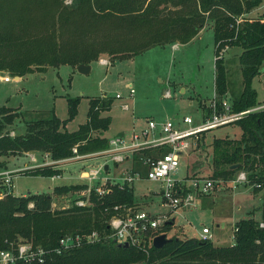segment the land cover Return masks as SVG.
<instances>
[{
	"label": "trees",
	"instance_id": "obj_1",
	"mask_svg": "<svg viewBox=\"0 0 264 264\" xmlns=\"http://www.w3.org/2000/svg\"><path fill=\"white\" fill-rule=\"evenodd\" d=\"M264 0H0V71L23 77L48 66L92 64L102 56L123 59L149 48L166 44H186L211 21L215 36V93L218 107L229 91L228 69L221 52L240 46L243 89L232 99L233 112L258 104L253 79L264 62V9L260 16L249 14ZM241 18V22L237 19ZM81 97L68 98L69 116L62 120L55 113L50 118L32 120L26 132L11 135L7 127L17 118L9 106H0V154L46 151L56 161L27 169L37 176L61 174L59 162L79 153L101 151L108 147L104 135L112 117L113 99H90L87 121L76 130L67 123L78 114ZM205 106V105H204ZM241 129L240 138H215L212 142L214 171L212 178L233 179L246 171L252 183H264V109L234 121ZM206 132L198 142H204ZM168 148L163 147L162 151ZM149 153L145 150L144 154ZM141 153L134 156L140 164ZM234 165H237L234 167ZM87 183L55 186L53 193L74 195ZM0 181V249H8L16 240L33 241L45 248L56 247L66 234L98 230L109 234L107 220L113 206L137 201L134 186L115 185L100 196L91 192V206L53 208V193L7 192ZM257 191V188H253ZM173 220V219H171ZM166 224L164 231L173 224ZM234 244L215 245L198 237L172 236L161 248L152 245L150 254L114 239L83 243L61 254L51 252L43 263L21 264H264V228L255 218L236 223Z\"/></svg>",
	"mask_w": 264,
	"mask_h": 264
},
{
	"label": "rangeland",
	"instance_id": "obj_2",
	"mask_svg": "<svg viewBox=\"0 0 264 264\" xmlns=\"http://www.w3.org/2000/svg\"><path fill=\"white\" fill-rule=\"evenodd\" d=\"M263 9L262 4L249 15L258 17ZM176 44L153 46L130 58L112 59L104 55L92 62L89 73H82L70 64L48 66L44 71L28 73L20 78L0 71L1 76L11 78L9 81L0 79V106H9L12 113L18 114L6 131L11 135L23 134L30 121L50 118L54 113L64 120L69 116L68 98L81 97L77 116L67 123L69 130H76L87 121L90 99L100 95L113 99L111 110L105 112V115L112 117L109 129L104 132L109 139L128 134L134 128H143L148 119L158 122L170 119L180 128L188 126L183 122L185 116H191L195 124L199 123L216 95V44L211 21L190 42ZM241 51L240 46L226 47L222 51L230 82L225 97L231 103L243 89L239 61ZM101 59L108 60L109 64L102 63ZM252 84L258 92L257 106L264 105V62ZM166 90L171 91V97L165 96ZM241 134V127L234 122L207 131L200 147L196 143L180 155L179 169L171 174L172 178H210L214 171L213 140L218 137L240 138ZM96 151L78 152L79 157L76 159L62 160L59 163L61 176L55 180L26 172L33 168L29 166L31 164L40 166L46 162L47 152L41 150L0 154V170L15 171L10 187L14 184L12 192L17 195L28 192L53 193L58 185L87 183L82 178L85 171L99 168L93 157ZM33 158L36 159L33 161ZM127 164L117 166L110 163V170H100V176L119 177L125 174ZM0 181L5 185L2 177ZM162 188L161 182L147 179L134 182L136 199L142 208L153 213L169 212L168 207L161 205ZM4 190H8V186ZM255 192L252 186L233 189L228 183L223 190L205 195L195 193L197 207L189 205L172 213L175 224L169 230L168 237L178 235L199 238L203 227L207 226L214 234L212 240L215 245L234 244L235 226L239 220L251 217L258 221L264 220V198L261 193ZM77 196V192L74 195L72 192L53 193V208L69 207Z\"/></svg>",
	"mask_w": 264,
	"mask_h": 264
},
{
	"label": "built area",
	"instance_id": "obj_3",
	"mask_svg": "<svg viewBox=\"0 0 264 264\" xmlns=\"http://www.w3.org/2000/svg\"><path fill=\"white\" fill-rule=\"evenodd\" d=\"M237 22H241V18H238ZM101 61L109 64L106 59H101ZM0 79L11 80L10 76L1 75ZM131 92L133 93L134 89ZM165 96L171 97V91L166 90ZM222 107V109H219L215 95L208 105L207 113L203 115L197 124L191 116H185L183 119L184 124L188 125L186 128L176 127L170 119L164 122L148 119L143 128L139 130L134 128L128 134L110 138L108 147L93 155L94 160L100 161V164L96 163L99 168L85 171L82 178L87 180V187L77 191L78 196L75 200L76 205L91 206L90 195L92 191L104 196L110 193L115 185L121 188L125 184L134 186L135 181L147 179L162 183L161 205L169 208L168 213L147 211L141 207L138 200L133 204H116L112 208L114 213L107 220L111 229L109 234H101L98 230L76 235L66 234L60 238L58 245L51 249L35 245L33 241L18 239L11 243L10 248L0 249V264L43 263L51 252L61 254L85 242L92 243L102 239H114L122 244L127 242L129 246L133 245L149 255L150 249L154 245V238L157 235L166 233L164 226L173 219L171 217L172 213L189 205L197 207L195 193L198 195L209 194L215 190H223L228 183H231L233 189L247 185L257 188V192L261 193L264 198V183H252L246 171H240L235 178L229 180L199 176H186L180 180H175L171 176L173 172L179 169L180 155L187 152L194 144H198L203 132L232 123L244 115L264 108V105H256L240 112H233L231 110L232 103L225 97L222 100ZM163 147L168 148V150L162 151ZM73 150L74 155L63 161L79 157L77 147H74ZM145 150H149V153L144 154ZM137 153L142 155L139 165H136L134 160ZM55 162L46 160L42 165H50ZM110 163L117 166L121 163H129V165L127 164L125 174L119 177L100 176V170H110ZM107 164L109 165L108 170L105 169ZM14 172L12 170L0 172V177L4 179L6 186H8V190H5L7 192H12L14 187V184L13 187H10ZM60 176L61 174H55L50 177L55 180ZM4 195H6V192H1L0 198ZM259 225L264 228V220L259 221ZM199 238L212 240L211 229L207 226L203 227Z\"/></svg>",
	"mask_w": 264,
	"mask_h": 264
},
{
	"label": "water",
	"instance_id": "obj_4",
	"mask_svg": "<svg viewBox=\"0 0 264 264\" xmlns=\"http://www.w3.org/2000/svg\"><path fill=\"white\" fill-rule=\"evenodd\" d=\"M78 70L82 73H89L92 69V64H80L77 66ZM17 78H19V76H16ZM97 164H100V161L97 162ZM237 166V165H234V167ZM109 168V165H105V169L108 170ZM175 220V218H173V220L167 222L168 224H172L173 221ZM172 240V237H168V234L167 233H162L160 235H157L155 238H154V241H153V244L156 248H161L163 247L166 243L170 242ZM120 245H124L126 247L129 246V243H120Z\"/></svg>",
	"mask_w": 264,
	"mask_h": 264
},
{
	"label": "crops",
	"instance_id": "obj_5",
	"mask_svg": "<svg viewBox=\"0 0 264 264\" xmlns=\"http://www.w3.org/2000/svg\"><path fill=\"white\" fill-rule=\"evenodd\" d=\"M200 33V32H199ZM198 33V34H199ZM178 44H181V43H178ZM178 44H176V45H178ZM20 78V77H19ZM185 89L183 88L182 89V91H184ZM206 104V103H205ZM29 152H31V151H29ZM29 152H25V153H29ZM46 157H47V159H45V160H49L48 158H49V155H48V153H46ZM36 159V158H35ZM34 158H33V161L35 160ZM98 161H96V163H97ZM37 164L36 163H33V164H31V165H29L30 167H35ZM39 165H42V164H39ZM60 165V164H59ZM59 167V166H58ZM3 170H7V169H3ZM2 170V171H3ZM1 171V170H0ZM51 178V177H50ZM240 188V187H239ZM218 191V190H217ZM255 194H257V192H255ZM259 209H262L261 207H259ZM263 214H264V209H263ZM174 222H175V220H174ZM175 224V223H174ZM174 224H173V226H174ZM205 227V226H204ZM213 234V233H212ZM214 235V234H213ZM213 241V240H212Z\"/></svg>",
	"mask_w": 264,
	"mask_h": 264
}]
</instances>
